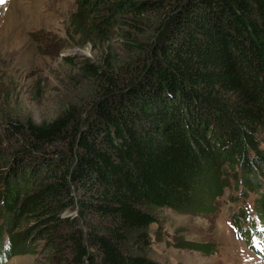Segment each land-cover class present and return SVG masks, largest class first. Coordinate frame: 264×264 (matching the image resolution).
<instances>
[{
    "label": "trees",
    "instance_id": "obj_1",
    "mask_svg": "<svg viewBox=\"0 0 264 264\" xmlns=\"http://www.w3.org/2000/svg\"><path fill=\"white\" fill-rule=\"evenodd\" d=\"M76 12L78 36L105 49L80 69L96 96L89 112L5 122L0 264L39 241L54 264H157L158 211L214 214L231 182L258 196L263 223L264 0H77ZM115 38L133 61L113 62Z\"/></svg>",
    "mask_w": 264,
    "mask_h": 264
},
{
    "label": "rangeland",
    "instance_id": "obj_2",
    "mask_svg": "<svg viewBox=\"0 0 264 264\" xmlns=\"http://www.w3.org/2000/svg\"><path fill=\"white\" fill-rule=\"evenodd\" d=\"M76 11L77 0H0V133L7 121H50L68 105L90 111L98 83L86 80L80 69L85 62H97L105 49L78 36L72 24ZM144 38L139 42H145ZM110 46V57L117 65L136 56L118 38ZM234 187L231 182L217 212L208 216L159 210V221L150 230L151 260L157 264H264V222L254 209L258 196L250 194L244 200ZM30 228L23 224L19 233ZM252 229L259 254L239 234ZM182 243L211 245V252L184 250L178 247ZM27 244L31 252L24 247L20 255H11L1 264H54L42 241Z\"/></svg>",
    "mask_w": 264,
    "mask_h": 264
}]
</instances>
